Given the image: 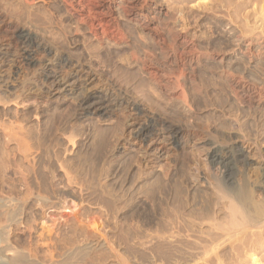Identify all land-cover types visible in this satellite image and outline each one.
<instances>
[{
  "label": "bare ground",
  "instance_id": "6f19581e",
  "mask_svg": "<svg viewBox=\"0 0 264 264\" xmlns=\"http://www.w3.org/2000/svg\"><path fill=\"white\" fill-rule=\"evenodd\" d=\"M3 2H7V3H3ZM35 2H36V0H0V35L2 38H3L2 35L7 34V36H8V38H7L8 42H7V44L5 43L8 46V48L5 45V47H6L5 51L3 50L2 44H0V55L2 56V57H0V104H2V108H3V105L7 106L10 103L15 104L16 102H18V99H21L22 104L24 102L28 104L29 101L31 102V100H33L32 102L40 103V105H41V103H43L44 101H47V100L52 99V98H54V100H57V102L58 101L61 102V100L66 101L64 99H66L67 97L68 98L70 97L71 100H73V102L70 100L73 103V108L71 109L72 112L70 110V112L67 115L68 117L69 116L70 117L68 119H66L67 118V116H66V118H65L66 120L63 121V123L60 122V124H61L60 127L58 129L55 128V132H56V130L59 131L60 135L62 136V139L65 138V140H67L66 142H64L65 145L67 142H69V143L71 142L70 144H72V142H74L75 138H77V136H78L77 130L78 129L80 130L81 126L83 125L82 123L84 120L96 118V120L98 119V122H99L98 124H100V121H106L107 124H109L111 126V129H112V131H110L112 133V135H111V133H110V135H107L108 132H105L104 127L101 126L103 128V130H101V131H104V133L106 135H103L102 133H100L103 136H101L99 134L100 137L99 138L96 137V140H94V147H93V149L92 148L90 149V150H93L92 152H94V153L91 154L92 156L89 155L90 153L87 155V156L91 157V158L89 157L88 159H90L89 163L92 164V172L96 174V176L93 177V178H96V180H97V181L96 180L94 181V182H96V184L94 185L92 183V185H94V187H92V186H90V184L88 186L87 185L88 183H86V187L88 186V188H83V186H82L79 189L80 191L78 194L80 201H82V204L87 203L88 205L92 206L91 210H93V208H97L98 210L103 211V213L100 214V212H99V214L97 216V212H96V217L100 216V218L97 219V218L92 217V219L93 218L94 219L87 226L86 219L89 217L87 215L88 213L87 214L85 213L86 209L84 210V213H82L78 210H77L78 212H75L76 216H77V221H76V218H75V221L77 222V224L75 223V224H73V226H70L71 227L70 229H72V231H71L72 235L71 234L70 235H71L72 243L76 244V245H75V247L73 246L74 248L72 250L70 248L71 247V241H69L70 242L69 248L71 249V251H68V253H67L66 249L68 247L65 248V251L67 254L63 253L62 255L64 257L61 259L62 256L60 253L59 257L61 260H58V262H56V264H107V262H109L113 258L116 259V261H117V263H115V264H118V263L119 264H132V262H135L136 264H248V263H250V264H264V257L260 258V256H258V249L260 250V248L264 247V130H263V128H261L262 132H260V128L258 129L259 126L256 123L257 120L255 121L253 119L255 117L252 118V114L259 109H261L262 113L260 111H258V115H259V112L262 114V117L264 115L263 114L264 111L262 110V107H264V86L262 85L263 81H262V84H257V82H255V81H257L256 79H259V77L256 78L254 76L255 81H253L254 78L252 76H250V74H249L251 72H249L247 67H245L246 64L249 63L250 68H252V69L254 68L255 71L257 70V72L260 73L261 80L264 79V6L262 8L263 2L261 1V3H260V6H261V11H260V8L258 6L257 7L254 6L255 0H166L165 4L167 7H165V5L161 4V2H163L162 0H160V1L159 0H60V3H62V5H63V7H61V8H63L64 13H67V15L69 16V18L71 19V23L74 24V28H73L74 40L72 43L75 46H78L79 43H81L78 39H76V37L78 36V33L79 32L81 33V31H82L83 34L85 33L86 35L87 34H89V36L91 35L101 45L103 43H106L107 45H109L108 47L112 46V48H119V49H121L122 47L123 48L125 47L126 49L128 48L129 51H128V55H126L127 58H125L126 59L125 64L127 62V63H129V65L134 64L136 66H139V69H141L142 72H144V75L147 76L146 78L152 84V87L150 86L149 88H148L149 85L148 86L146 85L147 86V87L145 86L146 89L150 90L151 88L154 87V90H156L158 93L159 99L161 96L163 98V101L165 100V102H164L165 106L167 105L166 101H167V103H171L168 101H173V106H174V102L177 103L180 107V110H181L180 114L187 112L189 115V112L191 110L193 111L194 105H193L192 98L194 96L193 95H192V97L190 96L191 97V99H190L189 95L191 94V92L189 93L187 90L190 91L191 86L195 88V86H194L195 84L199 85V84H197L199 81H196L197 83L195 82V76H194L195 71L190 72V70L188 69L187 66L196 64V62H199L202 57H206L209 60H215L216 59V64L214 63V65H216V70L212 69L211 72L213 74H216V78H218L220 80V81H218L216 79L217 80L216 83L220 82V85L221 86L223 85V87L227 90L226 92L229 94L231 103H230V105L228 103V106H227L228 108L224 107L225 104L223 105L224 108L223 107L219 108L218 107V106H220L219 104L218 105L214 104V105H216L217 109H216V107H215V109L218 110L217 112H219V114L216 113V121L212 118L211 119L214 120L216 123L214 121L212 122L211 120H208L209 116H210V115H208V119H206V116H204L206 121H203L201 123L193 122L190 124H187L188 122H185L186 124L182 123V122H184V120L181 122L183 117L182 118L180 117L181 120L179 119L180 121H178V122L172 121V119L170 118V116L172 114L168 115L170 118L169 119V118H167L166 115H163L161 113L162 111L159 112V110H158V112H157L156 109L155 110H154V108L152 109V107H150V106H152V104L157 105V103L155 102L156 103L155 104L152 102V104L150 105V103L146 102L147 104H144L145 103V102L143 103L144 99L140 101L137 99V97H134L131 94V92H133V90L131 92H128L129 89H128V91L121 90L123 88L119 89L123 83L121 85H118L119 88H117L116 84L117 83L119 84L120 81L122 80L121 78H123V76H121L122 72L120 74V72L118 70H114L117 60L118 61L121 60V58L115 59L116 58L115 53L117 51L116 52L113 51V52H115L114 54L106 55V58L104 57L105 58V60H103L104 67H102L101 70H99L96 67V63L95 64H94V62L92 63V59H91L92 54L90 53L91 54L90 55L88 53L87 49L85 50V52H86L85 57H83V56L78 57L77 53H75L76 50L73 52L76 55H71V54L67 55V52H66V54H64L61 50L56 48V46H54L51 43L52 41H48V39H45V37L44 38L40 37L36 32L37 30L35 31L34 29L40 28V26L37 23H38V18H40L41 16H38L36 11H38V13H41L42 11L40 12V10H38V9L37 10L35 9L36 11L34 10L33 6H34ZM8 3L15 5V7H16V9H14L15 17H18L19 20L17 18H14L16 20L10 19L11 17L10 16L8 17V15L6 13L7 9L6 10L4 9L5 10V12H4L3 5L6 4V6H7ZM12 5H10V6H12ZM58 5H59V3H58ZM251 5L254 6L252 11L249 10ZM7 7H9V5ZM9 9H10V7H9ZM11 9H13V8L11 7ZM45 11L47 12L46 9H45ZM43 12H44V10H43ZM40 15H43V14L41 13ZM64 16H66V15L64 14ZM44 18H45V16L43 18H40V19L44 20ZM60 20H58V21H60ZM23 21H27V24H26V22H23ZM123 21H126L128 24L134 25L136 27L138 33H140V36L144 35L143 38L145 37V38H147V40H150L152 42L153 49L150 48L151 45H150V43L148 45L147 42H145V43H147L145 46V49H141V48L136 49V48H138L137 46H140V45H137V43H136L137 46H135L136 48L133 47V45H135V44L131 45L130 38L132 41V38H134L133 37L134 35L132 34V36L130 37V35H129L130 32L127 31L128 28L124 26V24L122 23ZM39 22H41V25L43 24L41 20ZM54 22H56V21H54ZM47 23L50 24V22H47ZM47 23H44V24L47 25ZM56 24H57V22H56ZM61 24H63V22ZM204 24H206V25L208 24L209 29H210V31L212 30L211 33L214 36L212 34L210 35L209 31L207 30V33H209V34L205 35V41H204L201 39L202 37L200 36L201 34H199L200 32L198 33L199 34L198 36L200 37V39L197 36H194L195 33L193 35L190 34L191 28H194L195 26H203ZM69 25H71V24L69 23ZM227 25H229V26L231 25L229 31L224 30V28ZM61 27H63V26L61 25ZM71 27H73V26H71ZM128 27H130V25ZM64 28H65V26H64ZM46 30H48V28L45 29L44 31L46 32ZM205 30H206V26H205ZM42 31H43V29H42ZM62 31H63V28H62ZM57 32H59L58 29H57ZM66 32L67 31H65V33ZM69 32H70V30H69ZM132 32L136 33V31H134V29H132ZM193 32H196V31L193 30ZM41 33H42V35H44L43 34L44 32H41ZM80 33H79V35H81ZM70 34L73 35V32ZM202 34H203V32H202ZM64 35L65 34H62L61 36L64 37ZM135 35H137V34H135ZM138 36H139V34H138ZM88 37L83 38V43H84L83 45H85V43H87L89 41L90 38L88 39ZM2 38H0V39H2ZM65 38L62 39L61 42L64 41ZM2 40H4V38ZM136 40H137V38H136ZM147 40L144 39L143 41H147ZM58 42H59V40H58ZM61 42H60V44H61ZM133 42H134V39H133ZM135 42H137V41H135ZM205 43L209 47L216 45V48H215L216 50H213L214 49L213 47H212V50H211V48H205V46H206V45L204 46ZM62 44H63V42H62ZM139 44H141V41ZM143 44L141 45L142 47L144 46ZM87 45L88 44H86V46ZM107 45H105V46H107ZM147 45L149 46V48L146 49ZM60 46H62V45H60ZM71 46H73V45L71 44ZM96 46H97V48H95V49H98L100 51L101 48L100 49L98 48L99 45H96ZM80 48H81V46H80ZM104 48H106V47H104ZM110 48H108V49L110 50ZM83 49H84V46H83ZM203 49H205V50H203ZM90 50L92 51V49H90ZM102 50L105 52V49H102ZM63 51H64V48H63ZM94 51L98 52L97 50H94V48H93V53H94ZM71 53H72V51H71ZM82 53H80V54H82ZM94 55H95V53H94ZM104 55L105 54H103L102 56H104ZM120 55H121L122 61H123V56L125 57V53L123 56H122V53L121 54L119 53V55H117V56L120 57ZM160 55L164 56L163 59H160L161 58ZM96 56H97V54H96ZM99 58H101V57L99 56ZM99 58H98V60H100ZM205 61L207 62V60H205ZM101 63H102V61H101ZM119 63H120V61H119ZM203 64L204 63H202V65L201 64L200 65L204 69ZM97 65L100 66V63L97 62ZM101 65H103V64H101ZM134 65H133V67L135 68ZM205 65H207V64H205ZM211 65H213V64H211ZM214 65L211 68H213ZM247 66H248V64H247ZM119 67H118V69H119ZM121 67H122V65H121ZM209 67L207 68V70L211 69ZM126 68H128V67H125V69L123 68V70H125V72L127 71ZM193 70H194V68H193ZM132 71H131L133 74L132 78L128 79V82H130L129 80H133L134 76L136 74H138L137 72H135L136 73L135 74L133 69H132ZM136 71H137V69H136ZM110 72H112V73L110 74ZM131 72H129V70H128V73H126V74H131ZM193 72H194V74H193ZM108 73L110 74L111 79H110L109 75H108L109 78L106 76ZM200 73L198 71V73L196 75H198ZM141 74L139 73V75H141ZM207 75H209V74H207V72H206V77H207ZM125 77H127V76L125 75ZM200 77H201V75H200ZM251 77H252V80H251ZM143 78L145 80L144 76H143ZM207 79H208V77H207ZM126 80H127V78L124 79V81H126ZM140 80H142V79H140ZM201 80L203 81V83L205 82L203 78H201ZM201 80H200V84H201ZM142 81L141 82L139 81V83H142ZM211 81H213V80H210V81L208 80L209 83H211ZM128 82L125 85H128ZM149 82L143 83L142 85L148 84ZM221 82L223 84H221ZM214 83H215V78H214ZM185 84H187V86L190 84L191 85V86L189 85L190 89L186 88ZM137 86L138 85L136 84L135 87L137 88ZM204 86L206 87V85H204ZM207 86H209V84H207ZM205 87H203V88L205 89ZM211 87H210V89H211ZM216 87L217 86L215 85V88ZM219 87H217V89ZM32 88H34L33 90H35V89L37 90L36 96H33V97L32 96L26 97L24 95L22 96V94H25L26 91H30ZM203 88L201 87V91H200L201 93L203 91L202 90ZM221 88L222 87H220V90H221ZM124 89H126L125 86H124ZM131 89H132V87H131ZM144 89H142V90L145 93L146 90H144ZM225 89H223V94H226V92L224 93ZM18 90L22 91L23 93L22 92L18 93ZM198 90L199 89H197V92H199ZM206 90L204 92H206ZM137 91L140 92L141 90H137ZM137 91L135 90V92H137ZM139 92L137 94H139ZM194 92H192V93H194ZM208 92L209 91H207V93ZM211 92L213 93V89ZM211 92H209L210 95H211ZM214 93H215V91H214ZM216 93H219V92H216ZM216 93H215V95H216L215 99L217 100L218 96ZM33 94H35L34 91H33ZM140 94H141V92H140ZM142 94H143V92H142ZM145 94L150 95L149 93H145ZM145 94H144V98H145ZM26 95H28V92H26ZM37 96L40 97L42 100L40 101L37 98ZM198 96H200V95H198ZM203 96H204V94H203ZM206 96H207V94H206ZM141 97L143 98V95ZM146 97H147V95H146ZM229 97H228V101H229ZM138 98L140 99L139 96H138ZM195 98H194V100H195ZM207 98L205 97V103H206ZM219 98L221 99L220 94H219ZM226 98H223L224 99V102L222 101L223 103H225ZM149 99H150V101L153 100V98H149ZM159 99H158V102H159ZM202 100L204 102V98ZM50 101H52V100H50ZM150 101H148V102H150ZM60 102H58V103H60ZM71 102L69 104V107L71 105ZM211 102H212V104L214 103L213 99ZM164 103L162 102L163 105H164ZM205 103H204V105H205ZM47 104H48V102H47ZM196 104L197 105L199 104V100H198V103L196 101ZM201 104H202L201 107H203L202 102H201ZM170 105L171 104H169V106ZM16 106H18V104ZM160 106L161 105H157V108ZM24 107H25V105H24ZM154 107H156V106H154ZM198 107H199V105H198ZM206 107H208V106H206ZM35 108H36V106H35ZM171 108H170V111H172ZM159 109L162 110L161 107ZM247 109H251V111H254V112L251 113V111L249 110L250 111V112H248L249 115H247V113H246ZM164 110H165V107H164ZM198 110H197V112H198ZM200 110H202V109H200ZM207 110H208V108H207ZM210 110H211V108L209 109V111ZM6 111H8V110H6ZM173 111H174V109H173ZM4 112H5V108H4ZM4 112H3V115H6L7 112L5 114H4ZM27 112L29 113V111H27ZM116 112H119L120 117L117 116L119 118L117 119V121L115 122V124L113 126V123L111 125L110 121L112 118H114V115H116L115 114ZM23 113H24V111H23ZM34 113H36V112H34ZM70 113H71V115H70ZM177 113H175L174 115H176ZM8 114H9V112H8ZM12 114H13V111H12L11 115ZM165 114H166V112H165ZM197 114H199V113H197ZM208 114H210V112H208ZM212 114H213V112H212ZM24 115H25V113H24ZM9 116H10V114H9ZM17 116H18V113H17ZM32 116H34V115H32ZM248 116H250V117H248ZM199 117H201L200 114H199ZM204 117H201V118H204ZM243 117H246L247 121L244 120ZM262 117H261V119H262ZM2 118H4V116H2ZM32 118L33 117H31V119ZM185 118L187 120V116ZM188 118L190 119V117H188ZM256 118H259V116ZM24 119L26 121L25 116H24ZM35 119H36V117H35ZM174 119H175V117H174ZM261 119H260V122H262ZM19 120H20V117H19ZM198 121H200V120L198 119ZM12 122L11 121H10V123L7 122L6 126L9 125V128L6 126L5 127L10 130L12 127L10 124ZM88 122H90V121L88 120ZM94 122H96V121H94ZM112 122H114V120ZM190 122H192V121L190 120ZM1 123L2 124L0 126L3 127L4 123L3 122H1ZM15 123L13 122L12 125H14ZM18 123L22 124L21 122H18ZM18 123H16V124L18 125ZM213 123H215V125ZM20 124H19V126H21ZM92 124L93 123H91V125ZM93 125L95 126V123ZM19 126H18V128H19ZM86 126L88 127L87 124H86ZM94 126H93V128L95 129ZM262 126L264 127V125H262ZM14 127H16V126L14 125ZM96 127L98 128V125H96ZM99 127H100V125H99ZM28 128H30V126H28ZM93 128H91V129L94 130ZM97 128H96V130H98ZM15 130H14L13 134H11L12 132L9 131V134L3 135L5 140H3L4 138L1 135L2 140H3L1 142V145H0L1 147L3 146V142L8 143L9 140L11 139L10 137H13V135L17 134V133H15ZM26 130L28 131L29 129H26ZM108 130H109V128H108ZM29 131H31V130H29ZM3 132L7 133L8 130L3 131ZM24 132L25 131H23V133ZM26 132L24 133L25 139H27V136H29L28 135L29 133L27 132L28 133L27 134ZM83 132H85V131H83ZM94 132L92 131V133H94ZM99 132H100V130H99ZM19 133H21V132L19 131ZM30 133H32V132H30ZM25 134H27V136H25ZM53 134H55V133H53ZM89 134H90V132H89ZM96 134H98V133L95 132V136H96ZM8 135H10V137ZM31 135L32 134H30V137H31ZM33 135H35L34 131H33ZM37 136L38 135H36L35 138H37ZM83 136L85 137L86 135H83ZM8 137L10 138L9 140H8ZM16 137H17V139H15ZM16 137L13 139H15L18 143V140L21 137H19V138H18V136H16ZM24 137L21 138L23 140V143H24ZM58 137H59V134H58ZM13 139L9 143H13L15 141V140L13 141ZM37 139L40 140V142H42L41 139L39 138V136ZM50 139H51V135H50ZM28 140L29 139H27V142H28ZM57 140H58V138H57ZM86 140H88V139H86ZM91 140H93V139L91 138ZM0 141H1V137H0ZM16 141L14 142L15 144H16ZM20 141L21 140H19V142ZM30 141H29V143H30ZM35 142H36V140H35ZM35 142H33V143L35 144ZM40 142H39V144H40ZM47 142H49V140ZM164 142H168L169 145H171L175 149H181L182 147H185V146L186 147L187 146L192 147L194 157L196 158L195 163H194L195 159L194 160L192 159V161H193L192 162L190 160L191 157H190V159H189V157L185 158V159H189L191 161V163H193L192 168H190L192 170V172H191V176H189V178L191 177L192 181L196 182V184L201 183L204 187L210 188V191H213L214 196H212L211 193H206V190H203V189H202V192L205 191V194H204V192L203 193L199 192L201 190L198 191V189H200V188H198L199 187L198 186L196 189V191H197L196 194L190 193V194H193L192 198L194 200H198V203H199V201L202 202V204L198 205V207H195V208H192L189 210H187L185 208L184 202L187 205H190L189 199L191 197V196L189 197L188 195L185 196L186 192H185L184 196L181 197L182 201H184L183 202L184 207H182V208L180 207L181 205L177 208L176 204H173V206L176 205L175 206L176 208L175 207L172 208L170 203H168L167 201H166L167 204H169L171 207L167 206L166 202H165L166 206L164 205V207H160L159 205L155 204V207L153 209V215H152L153 218L151 220L152 224L155 226L154 233L152 235L151 240L149 239L150 241H149V243H147L148 245L145 246V248L140 249L137 247L138 245L136 246L135 242H134V244H131L130 243L131 240L130 241L127 240V238H129V237L126 238L123 235V233H121V231H120L121 227H119L120 224H119V226H117L118 223L116 220H118V218H119V212L121 210L123 211V208L121 209V206L124 204V202H123V204H120L119 199H118V203L113 201L114 199L111 200L109 198L110 196L108 195L109 190L106 193V191H105L106 186L104 188L105 184L102 183V181L104 178H106L108 176V173H109L108 167H110L109 165L111 164V162L113 160H116L119 157L123 158L120 155V153L122 151L124 152V151L130 149V147H132L134 144H136V146L138 145V148H140V151L142 152V157H144V159L143 158H141V159L143 161L144 160L146 161L148 158H154V160H160L163 156H166V157L168 156V155H166L168 149L165 147H161L162 145L160 146V143H164ZM58 143L60 145L61 142L58 141ZM75 143H76V141H75ZM84 143H82V144H84ZM36 144H38V142H36ZM36 144H35V146H36ZM45 144H46V141H45ZM64 144H62V148L64 147ZM17 145L19 146L20 144H17ZM27 145H29V148H31V149H33V147H34V145L33 146L31 145L32 147H30V144H27ZM43 145H44V143L42 144V146ZM55 145L56 144H54L53 147L56 150V148H57L56 146H58V145H56V146ZM16 146H14V148H17ZM73 146H72V148H73ZM5 147H3V150ZM45 147H47V146H45ZM51 147H52V145H51ZM53 147H52V149H53ZM66 147H67V145H66ZM81 147L82 146H80V148ZM34 148H37V147H34ZM67 148H69V147H67ZM88 148L89 147H87V149ZM138 148L134 149V150H136L135 157L137 155ZM27 149L28 148L26 147V150ZM40 149H42V148L40 147ZM43 149H45V148H43ZM5 150H7V149L5 148ZM64 150H65V148H64ZM8 151H6V154ZM33 151H36V150L33 149ZM33 151H31V154H28L25 156L26 159H28V160H26L24 156H23V158H24V161L25 160H26V162L29 161V162H27V164L30 163L32 165V167L35 169V172L37 171L38 173L36 172V176L31 175L27 178L28 175L25 172L26 175H22L23 173H21V176H24V181H26V185L29 188L38 189V190H39V188L40 189L42 188L43 193H44V191L47 193V199H49V201H50L51 200L50 198H52L53 196H56L55 198H57V195L55 193L57 188L56 189H54V188H55V185H56V187H59V186H57V184H54L53 181L56 178L57 170L62 169V168L64 169L63 163L65 161L62 160L63 162H61V161H58L59 159L57 160L55 155L58 154L59 151L56 154L54 153L55 155L52 153V155L54 157L51 155V153L48 151V149L45 150L44 153H40V151H42V150H39V153H37V154L32 153ZM78 151H80V156H83L84 159L87 158V157L85 158V156L83 155L85 152H83V154L81 155V153H82L81 150H78ZM85 151H86V149H85ZM130 151H131V149H130ZM1 152H3V151H1ZM18 152H20L19 157L22 156L21 153H23V151L21 152L19 150ZM28 152L29 151L27 150V152H25V153H28ZM69 152H71V151L69 150ZM75 152H74V154H75ZM76 153H78V152H76ZM185 153H186V155L189 154V153L187 154V152H185ZM6 154L4 155V153H3L4 156H6ZM13 154H14V152H13ZM60 154H61V152H60ZM60 154H59V156H60ZM170 154H172V152ZM176 154H177V151H176ZM181 154H179V155H181ZM62 155L63 154H61V156ZM78 155H79V153H78ZM133 155L134 154H132V156ZM186 155H184V156L186 157ZM1 156H2V153H1ZM9 156H12V154ZM132 156H131V160L129 159L131 162H133ZM181 156H183V155H181ZM3 157H1V158H3ZM69 157H71V156L69 155ZM170 157L173 158L172 156H170ZM5 158L6 157H4V159ZM13 158L14 157L12 156V162H13ZM23 158H22V160H23ZM76 158H75V161H76ZM182 158L183 157H181V159ZM192 158H193V156H192ZM8 159L9 158L7 156V160ZM125 159H123V160H125ZM10 160H11V158H10ZM80 160H81V157H80ZM118 160H120V159H118ZM169 160H170V158H169ZM183 160H184V158H183ZM0 161L2 163V160H0ZM19 161H21V160H19ZM81 161H83V160H81ZM137 161H139V160H137ZM147 161L148 162L146 164L143 163L144 166L141 167L142 170H140L138 168L140 171V174H142V173L144 174V171H146L148 169V167L150 169V167H151L149 164L150 159ZM179 161L180 160L178 159V162ZM16 162L18 163V161H16ZM139 162L141 165V163H142L141 160ZM1 163H0V166H3L2 164H4V166H5L6 161H4L2 164ZM61 163H62V165H61ZM83 163L84 162H82V164ZM115 163H117V162L114 161V164ZM125 163L126 162L124 161V164ZM135 163H136V161H135ZM188 163H190V162L188 161L186 163V165H188ZM7 164H8V162H7ZM27 164H26V166L29 165V164L28 165ZM41 164H44V165L41 166ZM71 164H73V163H71ZM76 164H78V161ZM129 164H130V162H129ZM132 164H130V165H132ZM176 164H178V163H176ZM182 164H183V162H182ZM69 165H70V163L68 164V167H69ZM80 165H81V163H80ZM80 165L78 166V169H80ZM136 165H137V163H136ZM163 165H161V168L164 167L165 169L169 170L170 167L172 165H174V163L171 164L170 161H165V165L164 166ZM4 166H3V168H4ZM11 166L13 167L14 164H12ZM11 166L9 165V167H7V168L11 170ZM65 166H66V163H65ZM82 166L83 165H81V167ZM85 166H86V163H84L83 167L85 168ZM127 166H128V164H127ZM133 166H135V165H133ZM183 166L182 167L180 166V167L182 170L184 169V171L186 172V170H185V168H183ZM18 167L19 166H17V171H15V172L19 171L18 173L20 174L21 170H19L20 167L19 168ZM24 167H25V165H24ZM41 167H44V169L45 168L47 169L46 170L47 174H46V172L44 173V174H46V176L41 175V173L43 174V171H44ZM111 167H112V165H111ZM185 167L187 169V166H185ZM14 168L16 169V166ZM27 168H26V170H27ZM40 168L42 169L41 173L39 172ZM74 168H75V166H74ZM112 168H111V170L113 171ZM130 168H131V166H130ZM202 168H205L207 173H204V170L202 171ZM1 169H0V172L2 171V173H3V170H4V173H5L6 169H3V170H1ZM78 169L75 168L76 175H77ZM159 169H160V167H159ZM171 169H172V167H171ZM181 169L179 168L178 170L180 171ZM32 170L33 169H31V171ZM65 170H66V168H65ZM88 170H87V173H89ZM125 170H126V168H125ZM154 170H155V168H154ZM173 170L175 171L176 169H173ZM187 170L190 173L189 168ZM31 171H30L29 175L32 173ZM130 171H132V170H130ZM179 171H178V173L180 174ZM184 171L181 173H184ZM61 172H62V170H60V173ZM83 172H82V175H83ZM136 172H135V175H136ZM161 172L163 173V171H161ZM2 173H1V176H2ZM10 173H11V171H10ZM63 173L67 177V175H68L67 170H66V172L64 171ZM166 173H168V172H166ZM5 174L3 175V178H4V176H6L5 178H8V175H5ZM17 174H16V177H17ZM19 174H18V176H20ZM32 174H34V170H33ZM79 174H81V172ZM89 174L91 175V171ZM111 174L112 173H110L109 175H111ZM113 174H115V173H113ZM117 174L119 175V173H117ZM145 174H146V172H145ZM76 175H74V177H76ZM133 175H134V173H133ZM161 175L163 177V175H165V173L161 174ZM183 175L185 177V173ZM10 176H12V174H10L9 177ZM62 176H63V174H62ZM84 176H85V174H84ZM120 176L121 175H119V177ZM125 176H127V175H125V173H124V177ZM186 176L188 177L187 174H186ZM119 177H117V178H119ZM21 178L19 180L17 179L19 181L18 182L19 185L22 183V182H20V180L23 181V179H21ZM89 178H91V180H92V176ZM109 178H111V177H109ZM154 178H155V176H154ZM157 178H159V176ZM180 178H179V180H180ZM189 178H188V180H189ZM10 180H9V182H10ZM61 180H62V178H61ZM67 180L71 181L69 176H68ZM138 180H139V177H138ZM169 180H171V179L169 178ZM188 180H187V182H188ZM2 181H4V180H2ZM13 181H14V179L12 180V182ZM57 181H59V179ZM115 181L120 182L119 180H116V177H115ZM136 181H137V179H136ZM15 182H16V180H15ZM79 182H81V180L80 181L78 180L77 183L80 184ZM181 182H183V180ZM191 182H189V184ZM6 183L7 182L5 181V185H6ZM67 183L70 185L69 181ZM71 183H72V181H71ZM123 183L124 182H122V184ZM12 184H14V183H12ZM58 184H60V183L58 182ZM72 184H74V183H72ZM75 184H76V181H75ZM53 185H54V187H53ZM106 185L109 186L108 184H106ZM14 186H18V185H14ZM23 186L21 188H23ZM118 186H119V184H118ZM194 186H196V185H194ZM10 187L13 188L12 185H10ZM10 187L8 188L9 190L7 189V191L11 190ZM61 187H63V186H61ZM139 187H141V186H139ZM4 188L5 187H3V190H4ZM64 188L66 189L67 187H63L61 189L59 188V190H62V189L64 190ZM118 188L115 190H119ZM195 188H194V191H195ZM31 189H30V191H31ZM72 189H73V187H72ZM77 189H78V187H77ZM112 189H114V188H112ZM123 189H124V186H123ZM129 189H130V186H129ZM129 189H128V192H129ZM180 189H181V187H180ZM182 189H183V184H182ZM130 190H132V189H130ZM186 190H187V188H186ZM24 191L26 192L25 188H24ZM67 191H68V189H67ZM73 191H75V190H73ZM138 191H140V189ZM177 191L178 190L176 189L175 193H177ZM32 192H33V190H32ZM36 192H37V190H36ZM77 192L78 191H76L75 193H77ZM126 192H127V189H126ZM154 192H156V191H154ZM182 192H183V190H182ZM182 192L180 191L179 194L181 195ZM1 193L2 192L0 191V194ZM6 193H8V192L5 191L4 198L6 196ZM18 193H19V191H18ZM29 193H28V196H29ZM40 193H42V192H40ZM132 193H134V192H132ZM64 194L66 195V193H64ZM69 194H68L69 197L73 195V193H72V195H71V193H69ZM106 194L109 197L106 196ZM152 194H151V197H152ZM9 195L11 197V193ZM25 195H26L25 193H24L23 197L21 195L22 201H23ZM40 195L38 194L36 196L38 197ZM65 195H64V197H65ZM113 195H115V194H113ZM154 195H155V193H154ZM18 196H20V194L17 195V199H20V198H18ZM74 196H75V194H74ZM124 196L126 197V194L125 195L123 194L122 199H124ZM14 197H15V192H14ZM138 197H141V196H138ZM0 198H1V196H0ZM40 198L44 199L43 197H39V201H42ZM113 198H115V197L113 196ZM129 198H131V195ZM134 198H135V196H134ZM152 198H154V197H152ZM181 198H179V199H181ZM192 198H191V201H192ZM26 199H28V198L26 197ZM47 199L45 201H47ZM58 199H59V197H58ZM77 199H78V197H77ZM115 199L117 200V198H115ZM157 199H158V197H157ZM0 200L2 201V199H0ZM53 200H54V198H53ZM62 200H64V198H62ZM139 200H140V198H139ZM141 200H143V199H141ZM172 200H173V197H172ZM172 200H171V202L174 203V201H172ZM1 201H0V207H1V203H2ZM10 201H11V199H10ZM29 201H30V199H29ZM34 201H32V202L35 203L36 201L35 202ZM80 201H79V203H80ZM17 202H16V204H18ZM32 202H31V205H32ZM58 202H60V200ZM128 202H129V200H128ZM133 202L135 203V201H131L130 203H133ZM73 203L75 204V202H73ZM155 203H156V201H155ZM176 203H177V201H176ZM3 204H5V203H3ZM10 204H11V202H10ZM12 204H13V201H12ZM42 204H43V202H42ZM45 204L46 203H44V205H43L44 208H45ZM70 204H71V202H70ZM126 204H124V205H126ZM179 204H182V203H179ZM183 204H182V206H183ZM5 205H8V204L6 203ZM21 205H23V204H21ZM33 205L36 206L37 204H33ZM47 205H49V204H47ZM57 205H58V203H57ZM69 205L68 206L67 205L65 206L64 204L61 205V208L63 209V213H64V210L68 211V208L71 207ZM79 205L81 206V203ZM124 205H123V207H124ZM51 206H54L55 207L54 209H56V206L54 203ZM9 207H11V206L9 205ZM57 207H60V206H57ZM76 207L77 206H75V208ZM125 207H124V209H125ZM20 208H22V207L20 206ZM12 209H14V208H12ZM16 209H17V206H16L15 210ZM38 209H39V207H38ZM40 209H41V207H40ZM40 209H39V211H40ZM48 209L49 208H47V210ZM83 209H84V207H83ZM88 209H89V207H88ZM133 209H134V207H133ZM19 210H21V209L18 208V212H19ZM29 210H31V209L29 208ZM51 211H53V210L51 209ZM128 211H129V209H128ZM3 212L0 213L1 216H2ZM6 212L4 214H6ZM9 212H10L11 218H12V213H11L12 210L11 211L9 210ZM70 212H72V208H70ZM93 212H91L90 214H92ZM31 213L32 212H30V214ZM40 213H41V211H40ZM49 213H50V211H49ZM75 213L73 214L74 216L71 215L72 221H71V219H69L70 222H72V223H73V217H76ZM137 213H138V211H137ZM144 213H143V215H144ZM149 213H150V211H149ZM14 214H15V211H14ZM16 214H18V213L16 212ZM16 214L13 215L14 217L12 219L9 217V221H12V222L14 221L15 224L16 223L19 224L22 220V218H21L22 216L19 214L18 215H16ZM32 214L34 215V213H32ZM35 214H37V213L35 212ZM53 214H54V212H53ZM65 214L67 215L66 212H65ZM65 214H64V216H65ZM150 214H148V217L150 216ZM37 215H39V214H37ZM140 215H142V213ZM8 216H6V220H8L7 219ZM32 216H31V219H32ZM47 216L48 215L46 213V217ZM89 216H91V215H89ZM127 216H124L123 218H125ZM28 217H29V215H28ZM42 217H44V216L42 215ZM52 217H54V216L52 215ZM107 217H109L110 219L112 218L114 220V223H113L114 225L111 223L113 226L111 225V227H109L106 225V223L104 224V221H106V220H107L106 222L108 224V218ZM37 218H38V216L36 217V219ZM60 218H62V217H60ZM102 218H105V219L107 218V219L102 220ZM3 219H4V217H3ZM46 219H44V220H43V218L40 219L41 223L43 224L42 225L40 223V227L42 225L43 226L42 229L47 230L45 233L42 234L43 230L41 231L38 228L41 231L40 237L43 236L44 234H48V236H49V234H51L53 232L54 225L52 223H50V225L51 224L53 225L51 227L48 224H46L47 223L45 221ZM52 219L55 220L56 218L54 217ZM90 219H91V217H90ZM120 219L121 218H119V220ZM148 219L150 221V217ZM6 220H3L4 223L6 222ZM59 220H61V219H59ZM27 221H29V223H30V219L26 220V222ZM32 221L34 222L33 219H32ZM50 221H53V220H50ZM57 221L58 220H56V222ZM1 222H2V220H1ZM12 222H10V223H12ZM26 222H25V224H26ZM67 222L69 224V221H67ZM84 222H86L85 228L81 226V224H83ZM88 223H89V221H88ZM133 223H134V221H133ZM5 224H7V223H5ZM126 224H128V226L130 225L129 223H125L124 226H126ZM137 224L135 223V225H137ZM1 225L3 226L2 223H1ZM63 225L65 226V223ZM63 225H62V227H63ZM109 225H110V223H109ZM122 225H123V223H122ZM139 225H138V227H139ZM9 226L11 227V225L7 224V226L5 225V226L0 228V261H1V263L3 264V262H4L3 258L7 259L6 261H8V263L5 262L6 264H29L28 262L31 259H32V262H30V263H33V258L29 259V257L27 258L26 255H23L24 253H19L20 252L19 248L21 246L20 247L18 246L19 248H17L15 245L16 243L19 245V243H18L19 239L18 238L14 237L15 239H17L16 243L14 242L15 244L13 242L12 243L10 242L12 240H9V237H8V233L10 231ZM20 226H21V224H20ZM30 226L31 225H29V227ZM34 226H36V225L34 224ZM31 227H33V225ZM57 227H59V226H57ZM86 227H89L90 230H88ZM23 228H25V227H22V230H23ZM26 228L28 229V227H26ZM67 228H69V227L67 226ZM67 228H65V229H67ZM142 228H144V226ZM14 229H16V227H14ZM33 229L34 228H32L31 230H33ZM131 229H132V227H131ZM31 230H30V228L27 230V231H29L28 232L29 236H31V234H30ZM56 230H57V228H56ZM135 230H136V228H135ZM139 230H138L139 234H137V239L139 236V241H140V237H141L140 235H142V233L144 231L142 233H140L141 230L140 231ZM151 230H153V228H151ZM59 231H58V234H59ZM129 231H131V230L129 229ZM17 232H18V230H17ZM63 232H60V234L61 233L64 234ZM122 232H123V230H122ZM124 232H126V231H124ZM148 232L151 233L153 231H148ZM11 233H12V231H11ZM14 234H15V231H14ZM58 234H57V236H59ZM127 234H125V235L127 236ZM132 234H133V232L130 235H132ZM64 235H62V236H64ZM30 238L31 237H29V239ZM44 238L42 237V241ZM49 238L47 237L46 240L47 239L49 240ZM135 238H136V235H135ZM50 239H52L54 242L55 237L52 238V235H51ZM64 239H65V236H64ZM24 240H25V238H24ZM31 240H32V238H31ZM37 240H38V238H37ZM39 240H40V238H39ZM39 240H38V242H39ZM56 240H58V237ZM132 240L135 241V239H132ZM32 241H34V240H32ZM36 241L33 243L37 244ZM65 241H66V239H65ZM55 242H56V245L61 244L60 241L59 242L55 241ZM57 242H58V244H57ZM145 242H147V241H145ZM27 244L30 245V242L28 243V241H27ZM46 244H47V242L45 243V245ZM250 244H251V246H249ZM42 245H43V243H42ZM62 245L67 246L68 244L65 245L62 243L60 246L61 249H59L60 247H58L57 249L63 251L64 247ZM25 246H23V249ZM39 246L41 247V245H39ZM54 247H53V250H54ZM31 248L32 247L30 245V250H31ZM34 249H35V247H34ZM43 249H44V247H43ZM50 249H52V248H50ZM24 250H26V249H24ZM85 250H88V252L86 251L87 253H85L84 252ZM122 250H123V252H122ZM38 251H41V250H38ZM38 251L35 249L34 253L37 254V253H39ZM48 251H49V249L47 250V252ZM55 251H56V249H55ZM65 251H63V252H65ZM43 252L45 253V250H42V253ZM80 252H81V255H80ZM83 252L86 255L85 254L82 255ZM25 253L27 254V252H25ZM34 253H32V254H34ZM35 254H34V256L30 255V257L31 256L35 257L36 256ZM48 254L53 256L52 251H50V253L48 252ZM54 254L57 255L56 253H54ZM39 255L40 254H38L37 256H39ZM45 255H47V253ZM66 255H68V256H66ZM211 255L216 256V258L214 257L215 260H213V258L211 260L208 259V257ZM51 256H49V257H51ZM44 257H42V258H44ZM49 259H52V257ZM55 259H57V257ZM38 260L40 261L41 258ZM38 260L36 259V261H34V262H37ZM46 260H45V262L41 261V263L44 262L46 264ZM49 261H51V260H49ZM49 261H48V263H49ZM38 262H37V264H39ZM54 263H55V261H54ZM50 264H53V263H50Z\"/></svg>",
  "mask_w": 264,
  "mask_h": 264
},
{
  "label": "rangeland",
  "instance_id": "374dc122",
  "mask_svg": "<svg viewBox=\"0 0 264 264\" xmlns=\"http://www.w3.org/2000/svg\"><path fill=\"white\" fill-rule=\"evenodd\" d=\"M44 1V2H43ZM52 0H36V2L34 3V6H33V8H34V10L36 9H38V10H40V12L45 16V18H44V20H42V19H40V18H43L44 16L43 15H40L41 13H38V11H36V13L38 14V16H41L40 18H38V25L40 26V28H38V29H34L36 32H37V34L40 36V37H45V39H48V41H52L51 43L54 45V46H56V48H58L59 50H61L64 54H66V52H67V55H76L75 53H77V56L78 57H85L86 56V52H85V50L87 49L88 50V53L90 54H92V56H91V59H92V63L94 62V64L96 63V67L99 69V70H101V68L102 67H104V63H103V60H105V58H106V55H108V54H114L116 51L118 52H116L115 54V56H116V58L115 59H120L121 58V60H119L120 61V63H119V61L117 60V62H116V66H115V68H114V70H118L119 72H120V74H121V72H122V75L121 76H123V78L124 79H126L127 78V82H128V79H131L132 78V69L134 70V73L135 72H137L138 74H136L135 76H134V78H133V80H129L130 82H128V85H125L127 82L126 81H124V79L123 78H121L122 80L120 81V83L118 84H116V87L117 88H119V86L118 85H121L122 83V85H121V87L119 88V89H121V88H123V89H121V90H124V91H128V89H129V91L128 92H131L132 90H133V92H131V94L134 96V97H137V99L138 100H143V103L144 104H147V103H150V105L152 104V102L153 103H157V105H161L160 107H161V109L162 110H160L159 108L160 107H158L157 108V105H153L152 104V106H150V107H152V109L154 108V110L156 109L157 110V112H158V110H159V112L160 111H162L161 113L163 114V115H166L167 116V118H169V116L168 115H171L170 116V118L172 119V121H180L181 120V118L183 117V119L181 120V122L184 120V122H182V123H184V124H186L185 122H188L187 124H190V123H193V122H199V123H201V122H203V121H206L205 120V117L204 116H206V119H208V115H210L209 116V119L208 120H211L212 122L215 120L216 121V113H218L219 114V112H217L218 110H216L217 109V107H216V105H214V104H219L220 106H218L219 108L220 107H223V105L225 104V108H228L227 106H228V103H229V105H230V97H229V94L226 92L227 90L223 87V85L221 86L220 85V82H218V83H216V81L218 80V81H220L218 78H216V74H213L212 72H211V70L212 69H215L216 70V65H214V63L216 64V59L215 60H209V59H207L206 57H202L201 58V62L199 63V62H196V64H194V65H188L187 67H188V69L190 70V72H192V71H195V82L196 81H199L197 84H199V85H194L195 86V88L194 87H192L190 84V86H191V89H190V86L188 85L187 86V84H185V87L186 88H188V89H190V91L189 90H187L189 93L191 92V94L189 95V97L191 96L192 97V95L194 96L193 98H192V101H193V105H194V108H193V111L191 110L190 112H189V115H188V113L187 112H184V113H181L180 114V112H181V110H180V107H179V105L177 104V103H175L174 102V106H173V101H168V102H171V103H167V101H166V104L168 105H166L165 106V100L163 101V98L160 96V99H159V96H158V93H157V91L156 90H154V87L153 88H151L150 90L149 89H146V87L148 86V88L151 86L152 87V84L149 82V80L146 78L147 76L146 75H144V72H142V70L141 69H139V66H136V65H134V64H130L129 65V63H127L126 62V64H125V61H126V59L125 58H127V56L126 55H128V48L126 49L125 47L123 48H121V49H119V48H112V46H110V47H108L109 45H107L106 43H103L102 45L101 44H99L97 41H96V39H94L91 35L89 36V34H83V32L81 31V35H79V33H78V36L76 37V39H78L81 43H79V47L78 46H75L72 42H73V40H74V31H73V28H74V24L73 23H71V19L69 18V16L67 15V13H64V10H63V8H61V7H63V5H62V3H60V0L58 1V0H53L52 2H51ZM55 1V2H54ZM160 1V0H159ZM163 2H161V4L162 5H165V7H167L166 6V4H165V1L164 0H162ZM261 1L263 2L262 3V8H263V6H264V0H255V7H259L260 8V11H261V6H260V3H261ZM57 2V3H56ZM259 2V3H258ZM3 3H7V2H3ZM2 3V4H3ZM58 3H59V5H58ZM257 4V5H256ZM9 5V7H10V9H9V7H7ZM10 5H12V4H7V6H6V4L5 5H3V10L5 9H7L6 11V13H7V15H8V17L10 16L11 18L10 19H13V20H16V19H14V18H17L18 20H19V18L18 17H15V12H14V9H16V7H15V5H12V6H10ZM37 5V6H36ZM14 6V7H13ZM60 6V7H59ZM253 5H251L250 6V8H249V10L250 11H252V9H253V7H254ZM5 7V8H4ZM11 7L13 8V9H11ZM42 8V9H41ZM60 8V9H59ZM9 9V10H8ZM45 9L47 10V12L45 11ZM5 10H4V12H5ZM11 10V11H10ZM43 10H44V12H43ZM61 12H60V11ZM63 10V11H62ZM10 12V13H9ZM13 12V13H12ZM62 13V14H61ZM12 16H11V15ZM64 14L66 15V16H64ZM68 17V18H67ZM47 18V19H46ZM42 21V25H41V22H39L40 20ZM49 19V20H48ZM61 19V20H60ZM63 19V20H62ZM58 20H60V21H58ZM50 22V24H48L47 22ZM54 21H56L57 22V24H56V22H54ZM63 22V24H61L62 22ZM23 22H26V24H27V21H23ZM55 24H53V23ZM59 22V23H58ZM61 22V23H60ZM44 23H47V25H45ZM69 23L71 24V25H69ZM123 24H124V26L125 27H127L128 29H127V31H129L130 32V37L132 36V34L134 35L133 37L134 38H132V41H131V38H130V42H131V45H133V44H135V45H133V47H135V46H137V45H140V46H137L138 48H136V49H139V48H141V49H145V46H146V44L148 43V45H149V43H150V48L151 49H153V47H152V42L150 41V40H147V38H143V36L144 35H141L140 36V33H138V31H137V29H136V27L134 26V25H132V24H128L126 21H123L122 22ZM60 24V25H59ZM57 25V26H56ZM61 25L63 26V27H61ZM130 25V27H128ZM59 26V27H58ZM64 26H65V28H64ZM71 26H73V27H71ZM205 26H206V30H205ZM70 27V28H69ZM201 27V28H200ZM229 27V28H228ZM230 27H231V25L229 26V25H227L225 28H224V30L226 31H229V29H230ZM48 28V30H46V32L44 31L45 29H47ZM61 28V29H60ZM62 28H63V31H62ZM131 28V29H130ZM197 28V29H196ZM228 28V29H227ZM42 29H43V31H42ZM57 29H58V31L59 32H57ZM66 29V30H65ZM132 29H134V31H136V33H133L132 32ZM205 31H204V30ZM67 31L66 33H65V31ZM69 30H70V32H69ZM131 30V31H130ZM193 30L194 31H196V32H193ZM207 30L209 31V33H210V35L212 34L211 32H212V30L210 31V29H209V26H208V24L206 25V24H204L203 26H195L194 28H191V30H190V34H194L195 33V35L194 36H197L199 39H200V37L198 36L199 34H201L200 36L202 37L201 39L202 40H204L205 41V35H207V34H209V33H207ZM61 31V32H60ZM192 31V32H191ZM41 32H44L43 34L45 35H42V33ZM64 32V33H63ZM73 32V35L72 34H70V33H72ZM85 32V31H84ZM200 32V33H199ZM202 32H203V34H202ZM47 33V34H46ZM59 33V34H58ZM199 33V34H198ZM3 34V33H2ZM62 34H65L64 35V37L63 36H61ZM68 34V35H67ZM135 34H137V35H135ZM138 34H139V36H138ZM42 35V36H41ZM203 35V36H202ZM213 35V34H212ZM3 36V38H4V40H2L3 38L1 37V35H0V38H2V39H0V44H2V47H3V50L5 51V49H6V47L8 48V46L6 45L7 44V38H8V36H7V34H5V35H2ZM89 36V37H88ZM214 36V35H213ZM47 37V38H46ZM61 37V38H60ZM63 37V38H62ZM66 37V38H65ZM69 39H68V38ZM84 37H88V39H89V41L87 42V43H85V45H83L84 43H83V38ZM139 37V38H138ZM65 38V40L64 41H62L63 42V44H62V42H61V40L62 39H64ZM136 38H137V40H136ZM141 38V39H140ZM133 39H134V42H133ZM140 39V40H139ZM144 39H146L147 41H143ZM58 40H59V42H58ZM94 40V41H93ZM71 41V42H70ZM135 41H137V42H135ZM140 41H141V44H139L140 43ZM143 41V42H142ZM149 41V42H148ZM60 42H61V44H60ZM94 42V43H93ZM145 42H147V43H145ZM6 43V44H5ZM136 43H137V45H136ZM144 43V44H143ZM62 45V46H60V45ZM67 46H66V45ZM71 44L73 45V46H71ZM86 44H88L87 46H86ZM99 45L98 46V48L100 49L101 48V50L102 49H105V52L102 50H98V49H95V48H97V46L96 45ZM144 45L143 47L141 46V45ZM5 45H6V47H5ZM58 45V46H57ZM69 45V46H68ZM101 45V46H100ZM105 45H107V46H105ZM147 45V47H146V49L147 48H149V46ZM206 45V43L204 44V46ZM80 46H81V48H80ZM83 46H84V49H83ZM96 46V47H95ZM103 46V47H102ZM208 45H206L205 46V48H211V50H212V47L214 48L213 50H216L215 48H216V45H213V46H208ZM64 48V51H63V48ZM94 48V50H97L98 52H96V51H94V53H95V55H94V53H93V48ZM104 47H106V48H104ZM61 48V49H60ZM77 48V49H76ZM108 48H110V50L108 49ZM82 49V50H81ZM90 49H92V51L90 50ZM112 49V50H111ZM76 50V52L75 53H73L74 51ZM79 52H78V51ZM107 50V51H106ZM110 52H109V51ZM123 50V51H122ZM127 50V51H126ZM203 50H205V49H203ZM71 51H72V53H71ZM113 51H115V52H113ZM83 52V53H82ZM100 52V53H99ZM113 52V53H112ZM127 52V53H126ZM69 53V54H68ZM80 53H82V54H80ZM119 53L121 54L122 53V56L124 55V53H125V57L123 56V61H122V57H121V55H120V57L119 56H117V55H119ZM90 54V55H91ZM96 54H97V56H96ZM103 54H105L104 56H102ZM99 56L102 58H99ZM161 56V55H160ZM228 56V55H227ZM0 57H2L1 55H0ZM105 57V58H104ZM118 57V58H117ZM163 57L164 56H161V58L160 59H163ZM6 58V57H5ZM98 58L100 59V60H98ZM94 59V60H93ZM98 61H97V60ZM205 60H207V62L209 63H207ZM101 61H102V63H101ZM97 62L98 63H100V66H98L97 65ZM124 64H123V63ZM202 63H204L203 65V67H204V69L202 68ZM101 64H103V65H101ZM199 64V65H198ZM201 64V65H200ZM205 64H207V65H205ZM211 64H213L214 65V67L213 68H211L213 65H211ZM245 64V63H244ZM247 64H248V66H247ZM246 64V66L245 67H247V69L249 70V72H253L252 74L251 73H249L250 74V76H252L254 79H253V81H255V77L256 78H258L259 77V79H256L257 81H255V82H257V84H262V81H263V86H264V79H262L261 80V76H260V73L259 72H257V70L255 71L254 70V68L252 69V68H250V64L249 63H247ZM121 65H122V67H121ZM129 65V66H128ZM133 65L135 66V68L133 67ZM120 66V67H119ZM209 68H211V69H209V70H207V68L208 67ZM258 66V65H257ZM256 66V67H257ZM118 67H119V69H118ZM125 67H128V68H126V72H125V70H123V68L125 69ZM194 68V70H193V68ZM244 67V68H245ZM117 68V69H116ZM206 68V69H205ZM258 68V67H257ZM123 71H122V70ZM131 69V70H130ZM136 69H137V71H136ZM197 69V70H196ZM199 69V70H198ZM201 69V70H200ZM128 70H129V72H131V74H126V73H128ZM141 71V72H140ZM198 71H199V73L200 74H198V75H196L197 73H198ZM210 71V72H209ZM206 72H207V74H209V75H207V77H208V79H207V77H206ZM255 72V73H254ZM112 72H110V74H111ZM139 73L141 74V75H139ZM259 73V74H258ZM110 74L108 73L106 76L108 77V75H109V77H110V79H111V76H110ZM193 74H194V72H193ZM205 74V75H204ZM125 75L127 76V77H125ZM131 75V76H130ZM172 75V74H171ZM200 75H201V77H200ZM142 76V77H141ZM143 76L145 77V80H144V78H143ZM255 76V77H254ZM106 77V78H107ZM108 77V78H109ZM200 77V78H199ZM213 79H212V78ZM252 77H251V80H252ZM201 78H203L204 79V83H203V81L201 80ZM214 78H215V83H214ZM140 79H142V80H140ZM201 80V84H200V80ZM206 79V80H205ZM217 79V80H216ZM135 80V81H134ZM148 80V81H147ZM208 80L210 81V80H213V81H211V83H209L208 82ZM123 81V82H122ZM139 81L141 82L142 81V83H139ZM145 81V82H144ZM260 81V82H259ZM126 82V83H125ZM133 82V83H132ZM147 82H149L148 84H144V85H142L143 83H147ZM259 82V83H258ZM203 83V84H202ZM135 84V85H134ZM136 84L138 85L137 86V88L135 87L136 86ZM140 84V85H139ZM207 84H209V86H207ZM221 84H223L222 82H221ZM131 85V86H130ZM142 85V86H141ZM147 85V86H146ZM204 85H206V87L204 86ZM215 85L217 86V87H222L221 88V90H220V87L217 89V87L215 88ZM123 86V87H122ZM124 86L126 87V89H124ZM134 86V87H133ZM146 86V87H145ZM199 86V87H198ZM212 86V87H211ZM131 87H132V89H131ZM198 87V88H197ZM201 87L203 88V87H205V89L203 88L202 90V93L200 92L201 91ZM210 87H211V89H210ZM145 88V89H144ZM193 88V89H192ZM34 88H32L30 91H26V92H28V95H26V92H25V94H22V96L24 95V96H26V97H33V96H36V89L35 90H33ZM142 89H144V90H146L145 91V93H149L150 95H148V94H145L144 93V91L142 90ZM197 89H199L198 91L200 92H197ZM207 89V90H206ZM209 89V90H208ZM212 89H213V93L211 92L212 91ZM223 89H225V91H224V93L226 92V94H223ZM135 90L137 91V90H141L140 92H141V94H142V92H143V98L141 97L142 95L140 94V92L139 91H137V92H135ZM193 90V91H192ZM206 90V92H204ZM211 90V91H210ZM32 91V92H31ZM33 91H34V93L35 94H33ZM150 91V92H149ZM154 93H153V92ZM195 91V92H194ZM207 91H209V92H211V95L214 97H212L211 95H210V93L208 92L207 93ZM214 91H215V93L216 92H219V93H216L217 94V96H218V98H219V94L221 95V101L217 98V100L215 99L216 98V95H215V93H214ZM20 92H22V91H20V90H18V93H20ZM139 92V94H137ZM192 92H194V93H192ZM204 92V93H203ZM23 93V92H22ZM207 94V96H206V94ZM144 94H145V98H144ZM155 94V95H154ZM203 94H204V96H203ZM214 94V95H213ZM146 95H147V97H146ZM198 95H200V96H198ZM138 96L140 97V99L138 98ZM199 98H198V97ZM202 96V97H201ZM157 97V98H156ZM191 97H190V99H191ZM197 99H196V98ZM205 97L207 98V100H206V103H205ZM226 98V101H225V103H223L224 102V99L223 98ZM228 97H229V101H228ZM37 98L41 101L42 99L40 98V97H38L37 96ZM149 98H153V100L152 101H150V99ZM156 98V99H155ZM162 98V99H161ZM194 98H195V100H194ZM204 98V102H203V99ZM149 99V100H148ZM158 99H159V102H158ZM212 99H213V104H212ZM50 100H52V101H50ZM64 100H66V101H63V100H61V102L60 101H58V102H60V103H58L57 102V100H54V98H52V99H49V100H47V101H44L43 103H41V105H40V103H34V102H32L33 100H31V102L29 101L28 102V104L27 103H23L22 104V101H21V99H18V102H16L17 104H18V106H16L15 104H13V103H10V104H8L7 106L6 105H3V108H2V104H0V109L4 112V108H5V112H4V114L7 112V116L6 115H3V112L0 110V116L2 115V116H4V118H2V116L0 117V125L2 124L1 122H3L4 123V126L3 127H1L0 126V137H1V141H0V145H1V142L3 141V140H5V138H4V136L3 135H6V134H9V131L10 132H12L11 134H13L14 133V130H15V133H17V134H15V135H13V137H10V135H8L9 137H8V140H9V142L13 139V138H15L16 136H18V138L19 137H21V138H23L24 137V133L27 131L26 129H29V130H31V131H27L26 133L29 135V136H27V134H25V136H27V139H29L28 140V142H27V139H25V137H24V143H23V140L21 139V138H19V140H21L20 142H19V140H18V143H17V141L15 140V139H17V137L15 138V139H13V141L15 140L16 141V144L13 142V143H4L3 142V146L1 147L0 146V160H2V163L4 162V161H6V163H5V166H4V164H2L1 163V161H0V163L4 166V168H3V166H0L1 168V170H3V169H6L7 167H9V165L11 166L12 164H14V166L12 167L11 166V170L10 169H6L5 170V173H4V170H3V173H2V171L0 172V191L3 193H1L0 194V196H1V198L0 199H2V203H1V207H0V213H2L3 211V214L6 212V214H2V216H1V214H0V228L1 227H3V226H7V224L8 225H11V227L9 226V228H10V231H9V233H8V237H9V240H12V241H10L11 243L13 242H15L16 243V241H17V239H15V238H18L19 240H18V243H19V245L16 243H14L15 245H16V247L17 248H19L20 246V248H19V253H24L23 255H26V257L28 258L29 257V259H31V258H33V263L34 264H37V262L39 261L38 259H40L41 258V260L38 262L39 264H45L44 262H45V260L47 259L48 261L49 260H51V261H49V263H48V261L46 260V264H50V263H53V264H56V262H58V260H61L64 256L62 255L63 253H66V251H65V248H69L70 247V242L69 241H71V235H72V229H70L71 227L70 226H73V224H77V216H76V213L75 212H78V211H80V212H82V213H84V210H85V213L88 215V217L89 218H87L86 219V222H87V226L92 222V220L94 219V218H100V216L99 217H96V212H97V216H98V214H99V212H100V214L101 213H103V211H101V210H98L97 208H93V210H91L92 209V206H90V205H88L87 203H84V204H82V201H80V198H79V189L83 186V188H88V186H89V184H90V186H92V187H94V185L96 184V182H94L95 180H96V178H93L94 176H96V174L95 173H93L92 172V164L91 163H89V160L90 159H88L90 156H87L89 153V155H91L92 153H94V152H92L93 150H90L91 148L93 149V147H94V140H96V137L97 138H99L100 137V135L101 136H103V135H106L105 133H104V131L105 132H108L107 133V135H110V131H112V129H111V126L109 125V124H107V122L106 121H100V124H98L99 122H98V119L96 120V118H92V119H87V120H84L83 121V125L81 126V128H80V130L78 129L77 130V133H78V136H77V138H75V140H74V142H72V144H70L69 142H67L66 143V145H67V147H69V148H67L66 147V145L64 144V142H66L67 140H65V138H63L62 139V136L60 135V133H59V131H57L56 130V132H55V128H59L60 127V122L61 123H63V121H65L66 119H68L69 117L67 116L68 115V113L70 112V110L73 108V100H71V98L69 97H67L66 99H64ZM72 102H71V101ZM150 101V102H148V101ZM198 100H199V107H198V105L196 104V101H197V103H198ZM50 101V102H49ZM55 101V102H54ZM63 101V102H62ZM223 101V102H222ZM46 102V103H45ZM47 102H48V104H47ZM70 102H71V105H70V107H69V104H70ZM147 102V103H146ZM162 102L164 103V105L162 104ZM201 102L203 103V107H201L202 106V104H201ZM220 102V103H219ZM227 102V103H226ZM155 103V104H156ZM159 103V104H158ZM204 103H205V105H204ZM209 103V104H208ZM223 103V104H222ZM35 104V105H34ZM39 104V105H38ZM43 104V105H42ZM45 104V105H44ZM169 104H171L170 106H169ZM176 104V105H175ZM24 105H25V107H24ZM48 105V106H47ZM196 105V106H195ZM210 105V106H209ZM222 105V106H221ZM34 106V107H33ZM35 106H36V108H35ZM72 106V107H71ZM154 106H156V107H154ZM206 106H208V107H206ZM164 107H165V110H164ZM167 107V108H166ZM172 107V108H171ZM198 107V108H197ZM213 107V108H212ZM215 107H216V109H215ZM223 107V108H224ZM170 108H171V110L172 111H170ZM202 109V110H200V109ZM207 108H208V110H207ZM211 108V110L209 111V109ZM34 109V110H33ZM173 109H174V111H173ZM199 109V110H198ZM6 110H8V111H6ZM11 110V111H10ZM17 110V111H16ZM26 110V111H25ZM37 110V111H36ZM39 110V111H38ZM176 110V111H175ZM197 110H198V112H197ZM251 111V109H247V115H249L248 114V112H250ZM262 110L264 111V107H262ZM12 111H13V114L15 115H11V113H12ZM20 113H19V112ZM23 111H24V113H25V115H24V113H23ZM27 111H29V113L27 112ZM169 111V112H168ZM202 111V112H201ZM258 111H260L261 112V109H259V110H257V111H251V113H253L252 114V118L253 117H258L259 116V118H253L255 121L257 120V124H258V129L260 128V132H262V129L261 128H263V130H264V127L262 126V125H264V115H263V117H262V112L260 113L259 112V115H258ZM8 112H9V114H10V116H9V114H8ZM16 112V113H15ZM34 112H36V113H34ZM71 112H72V110H71ZM165 112H166V114H165ZM173 112V113H172ZM178 112V113H177ZM194 112V113H193ZM196 112V113H195ZM202 114H201V113ZM208 112H210V114H208ZM212 112H213V114H212ZM17 113H18V116H17ZM28 113V114H27ZM33 113V114H32ZM38 113V114H37ZM118 113V114H117ZM160 113V114H161ZM175 113H177L176 115H174ZM186 113V114H185ZM197 113H199L200 114V116L201 117H204V118H201V117H199V114H197ZM205 113V114H204ZM21 114V115H20ZM36 114V115H35ZM116 115H114V118H112L111 119V125H112V123H113V126H114V124H115V122L117 121V119L120 117L119 115V112H116L115 113ZM184 114V115H183ZM204 114V115H203ZM213 116H212V115ZM263 114H264V112H263ZM32 115H34V116H32ZM70 115H71V113H70ZM181 115V116H180ZM193 115V116H192ZM215 115V116H214ZM254 115V116H253ZM24 116H25V118H26V121H25V119H24ZM30 116V117H29ZM66 116H67V118H66ZM117 116H119V117H117ZM165 116V117H166ZM187 116V120H186V117ZM19 117H20V120H19ZM31 117H33L32 119H31ZM35 117H36V119H35ZM116 117V118H115ZM174 117H175V119H174ZM177 117V118H176ZM179 117V118H178ZM181 117V118H180ZM188 117H190V119L188 118ZM197 119H195V118ZM248 117H250V116H248ZM261 117H262V119H261ZM28 118V119H27ZM66 118V119H65ZM169 118V119H170ZM214 119V120H212V119ZM177 119V120H176ZM180 119V120H179ZM198 119L200 120V121H198ZM243 119L244 120H246L247 121V118L246 117H243ZM260 119H261V121L262 122H260ZM3 120V121H2ZM9 120V121H8ZM88 120L90 121V122H88ZM96 121V122H94V121ZM114 120V122H112ZM190 120L192 121V122H190ZM196 120V121H195ZM10 121L12 122H16V123H18V122H21L22 124H20V123H18V125L15 123L14 125L16 126V127H14V125H12L13 124V122L10 124L12 127H11V129L13 130H9V129H7L6 127H8L9 128V125H7L6 126V124H7V122L8 123H10ZM214 121V122H215ZM259 121V122H258ZM91 123H95V126L92 124L91 125ZM105 123V124H104ZM216 123V122H215ZM215 123H213L214 125H215ZM261 123V124H260ZM19 124L21 125V126H19ZM59 124V125H58ZM86 124L88 125V127L86 126ZM96 125H98V128L96 127ZM99 125H100V127H99ZM6 126V127H5ZM18 126H19V128H18ZM27 126V127H26ZM28 126H30V128H28ZM58 126V127H57ZM93 126L95 127V129L93 128ZM104 127V131H101V130H103V128L102 127ZM262 126V127H261ZM14 127V128H13ZM21 127V128H20ZM26 127V128H25ZM109 128V130H108V128ZM90 128V129H89ZM91 128H93L94 130H92ZM96 128L98 129V130H96ZM3 131H7L8 130V132L6 133V132H3ZM22 131H21V130ZM106 129V130H105ZM34 131V133H35V135H33V131ZM94 132H97L98 134H96V136H95V132L94 133H92V131ZM99 130H100V132H99ZM19 131L22 133H19ZM23 131H25L24 133H23ZM81 131V132H80ZM83 131H85V132H83ZM30 132H32V133H30ZM83 132V133H82ZM89 132H90V134H89ZM4 133V134H3ZM53 133H55V134H53ZM100 133H102V134H100ZM30 134H32L31 135V137H30ZM57 134V135H56ZM58 134H59V137H58ZM100 134V135H99ZM3 136V140H2V136ZM36 135H38L39 136V138L41 139V141L42 142H40V140H38L37 138H38V136H37V138H35L36 137ZM50 135H51V139H50ZM56 135V136H55ZM82 135V136H81ZM83 135H86L85 137L83 136ZM88 135V136H87ZM99 135V136H98ZM111 135H112V133H111ZM90 136V137H89ZM55 137V138H54ZM57 138H58V140H57ZM80 138V139H79ZM91 138L93 139V140H91ZM53 139V140H52ZM80 141H79V140ZM83 139V140H82ZM86 139H88V140H86ZM31 140V141H30ZM35 140H36V142H38V144H36V142H35ZM38 140V141H37ZM49 140V142H47ZM92 142H91V141ZM29 141H30V143H29ZM44 141V142H43ZM45 141H46V144H45ZM58 141H60L62 144H64V147L62 148V144L60 143V145H59V143H58ZM75 141H76V143H75ZM79 141V142H78ZM87 141V142H86ZM91 143H90V142ZM22 142V143H21ZM27 142V143H26ZM32 142V143H31ZM33 142H35V144H36V146H35V144L33 143ZM39 142H40V144H39ZM85 142V143H84ZM44 143V145L42 146V144ZM52 143V144H51ZM74 143V144H73ZM78 143V144H77ZM82 143H84V144H82ZM7 144V145H6ZM17 144H20L19 146L17 145ZM26 146H25V145ZM27 144H30V147H32L33 145H34V147H37V148H34L33 147V149L34 150H36V151H33V149H31V148H29V145H27ZM48 144V145H47ZM54 144H56V145H58V146H56L57 148H56V150L54 149V147H53V145ZM81 144V145H80ZM88 144V145H87ZM6 147H5V146ZM17 145V146H16ZM32 145V146H31ZM51 145H52V147H53V149H52V147H51ZM74 145V146H73ZM87 145V146H86ZM162 145V146H161ZM164 145V146H163ZM14 146H16L17 148H14ZM25 146V147H24ZM39 146V147H38ZM45 146H47V147H45ZM72 146H73V148H72ZM76 146V147H75ZM80 146H82L81 148H80ZM160 146L161 147H165V148H167L168 149V151H167V154L166 155H168L167 157L166 156H163L160 160H154V158H148L147 160H149L150 159V169H149V167H148V169L146 170V171H144V174L142 175V174H140V171H139V169L140 170H142L141 169V167L142 166H144L143 165V163L144 164H146L148 161L146 160H142L141 158H143L144 159V157H142V152L140 151V148H138V145L136 146V144H134L132 147H130V149H131V151H130V149H128V150H126V151H122L121 153H120V155L123 157V158H117L116 160H113L112 162H111V164L109 165L110 167H108L109 169H108V176L106 177V178H104L103 179V181H102V183H104L105 185H104V188H105V186H106V188H105V191H106V193L108 192V190H109V192H108V195L110 196H108L107 194H106V196H108L111 200H113V201H115L116 203H118V199L120 200V204H123V202H124V204H126V205H124V207H125V209H124V207H123V205L121 206V209L123 208V211L121 210L120 212H119V218H121L120 220H119V218H118V220H116L117 221V226H119V224H120V226L119 227H121L120 229V231H121V233H123V235L127 238V237H129V238H127V240H131L130 241V243L131 244H134V242H135V244H136V246L138 247V248H140V249H142V248H145V246H147L148 244L147 243H149V241L151 240V238H152V235H153V233H154V229H155V226L152 224V222H151V220H152V218H153V209H154V207H155V204L156 205H159L160 207H164V205H165V202L167 201L168 203H170V205L172 206V208H174L176 205H177V208L180 206L181 208L182 207H184V204H185V208L187 209V210H189V209H192V208H195V207H198V205H201L202 204V202L201 201H199V203H198V200H194L193 198H192V196H193V194H196L197 193V191H196V189H197V187L198 188H200V189H198V191L199 190H201V191H199V192H201V193H203L204 192V194H205V191H203L202 192V189L203 190H206V193H211L212 194V196H214V194H213V191H210V188H207V187H204L201 183H197L196 184V182H193L192 181V179H191V177L189 178V176H191V172H192V170L190 169V168H192V165H193V163H191V161H192V159L194 160V163H195V161H196V158L194 157V153H193V149H192V147L191 146H185V147H182L181 149H175V148H173L171 145H169V143L168 142H164V143H160ZM3 147H5L7 150H5V148H4V150H3ZM23 149H22V148ZM26 147L28 148L27 150L29 151L28 153H25V152H27V150H26ZM40 147L42 148V149H40ZM61 147V148H60ZM87 147H89L88 149H87ZM172 147V148H171ZM13 150H12V149ZM43 148H45V149H43ZM64 148H65V150H64ZM138 148V151H137V155H136V157H135V154H136V150H134V149H137ZM10 149V150H9ZM16 149V150H15ZM22 149V150H21ZM48 149V151L51 153V155H52V153L54 154H56V153H58V151H59V153L58 154H54L55 156H56V158H57V160L58 161H61V162H63L62 160H64L65 162L63 163V167H64V169L62 168V169H58L57 170V174H56V178L54 179V181H53V183L54 184H57V186H59V187H56V185H55V188L54 189H56V195H57V198H55L56 196H53L52 198H50L51 200V202L49 201V199H47V193L44 191V193H43V191H42V188L40 189L39 188V190L38 189H31V188H29L27 185H26V181H24V176H21V173H23L22 175H28L27 176V178L29 177V176H31V175H35L36 176V172H35V169L32 167V165L30 164V163H28L27 164V162H29V161H27L26 162V160H28V159H26V155H28V154H31V151H33L32 153H35V154H37V153H39V150H42V151H40V153H44L45 152V150H47ZM72 149V150H71ZM81 150V155L83 154V152H85L83 155L85 156V158L86 159H84V157L83 156H80V151H78V150ZM85 149H86V151H85ZM173 149V150H172ZM175 149V150H174ZM191 149V150H190ZM10 152H9V151ZM23 151V153H21V155L22 156H20L19 157V154H20V152H18V151ZM25 150V151H24ZM54 152H53V151ZM69 150L71 151V152H69ZM74 150V151H73ZM134 150V151H133ZM181 150V151H180ZM1 151H3V152H1ZM6 151H8L7 152V154H6ZM69 153H68V152ZM78 152L79 153V155H78V153H76V152ZM172 152V154H170L171 152ZM176 151H177V154H176ZM12 152V153H11ZM13 152H14V154H13ZM60 152H61V154H63L62 156H61V154H60ZM74 152H75V154H74ZM141 152V153H140ZM180 152V153H179ZM185 152H187V154L188 155H186V153ZM1 153H2V156H1ZM3 153H4V155L6 154V156H4L3 155ZM16 153V154H15ZM73 153V154H72ZM140 153V154H139ZM175 153V154H174ZM182 153V154H181ZM191 153V154H190ZM193 153V154H192ZM12 154V156L14 157L13 158V162H12V156H9V155H11ZM59 154H60V156H59ZM127 154V155H126ZM132 154H134L133 156H132ZM179 154H181V155H183V156H181V155H179ZM69 155L71 156V157H69ZM175 155V156H174ZM184 155H186V157L184 156ZM6 157L5 159H4V157ZM7 156H8V160H7ZM23 156L25 157V161H24V158H23ZM53 156V155H52ZM64 156V157H63ZM92 156V155H91ZM126 156V157H125ZM130 158H129V157ZM131 156H132V158H133V162H131L130 160H131ZM141 156V157H140ZM170 156H172L173 158H171ZM183 157L184 158V160H183V158L181 159V157ZM192 156H193V158H192ZM1 157H3V158H1ZM16 157V158H15ZM54 157V156H53ZM69 157V158H68ZM77 157V158H76ZM80 157H81V160H83V161H81L80 160ZM170 158V160H169V158ZM187 157H189V159H190V157H191V161L189 160V159H185V158H187ZM10 158H11V160H10ZM21 158V159H20ZM22 158H23V160H22ZM75 158H76V161H75ZM83 158V159H82ZM91 158V157H90ZM126 158V159H125ZM167 158V159H166ZM15 159V160H14ZM18 159V160H17ZM70 161H69V160ZM74 159V160H73ZM88 159V160H87ZM118 159H120V160H118ZM123 159H125V160H123ZM130 159V160H129ZM173 159V160H172ZM177 159V160H176ZM178 159L180 160L179 162H178ZM19 160H21V161H19ZM130 162V164H132V165H130L129 164V162ZM137 160H141V165H140V162L139 161H137ZM16 161H18V163L16 162ZM77 161H78V164L80 165V163H81V165H83L84 166V163H86V166H85V168L82 166L81 167V165H80V169H78V164H76L77 163ZM88 161V162H87ZM114 161L115 162H117V163H115L114 164ZM124 161L128 164V166H127V164L125 163L124 164ZM135 161H136V163H137V165L139 166H137L136 165V163H135ZM165 161H170L171 162V164H173L174 163V165H172L171 167H172V169H171V167H170V169L168 170V169H165L164 167H162L161 168V165H165ZM190 162V163H188V165H186V163L187 162ZM7 162H8V164H7ZM12 164H11V163ZM16 162V163H15ZM68 162V163H67ZM82 162H84L83 164H82ZM91 162V161H90ZM121 162V163H120ZM182 162H183V164H182ZM185 162V163H184ZM193 162V161H192ZM23 165H25V167L27 168V170L29 169L30 171H31V169H33L34 170V174H32L33 173V170L31 171L32 173L29 175V173H30V171L28 170H26V168L24 167V165L22 166L21 164ZM65 163H66V166H65ZM70 163V165H69V167H68V164ZM71 163H73V164H71ZM89 163V164H88ZM157 163V164H156ZM162 163V164H161ZM176 163H178V164H176ZM26 164L28 165V166H26ZM115 166H114V165ZM154 164V165H153ZM161 164V165H160ZM185 164V165H184ZM42 165H44V164H41V166ZM61 165H62V163H61ZM111 165H112V167H111ZM117 165V166H116ZM121 165V166H120ZM124 167H123V166ZM133 165H135V166H133ZM159 165V166H158ZM163 165V166H164ZM184 165V166H183ZM16 166V169L14 168ZM17 166H19L20 167V169L19 170H21L20 171V174L18 173V172H15V171H17ZM74 166H75V168L76 169H78L77 170V175H76V170H75V168H74ZM130 166H131V168H130ZM137 166V167H136ZM174 166V167H173ZM183 166V168H185V170H186V172L184 171V169L182 170L181 169V167ZM185 166H187V169L189 168V170H190V173H189V171L186 169V167ZM18 167V168H19ZM40 167V166H39ZM73 167V168H72ZM159 167H160V169H159ZM166 167V166H165ZM14 168V169H13ZM24 168V169H23ZM44 170L43 171V174L41 173V171H42V169ZM40 168V173H41V175H45L46 176V174H47V169L45 168L44 169V167H41ZM65 168H66V170H67V173H68V175H67V177H66V175H64V171L66 172V170H65ZM70 170H69V169ZM83 168V169H82ZM111 168L113 169V171L111 170ZM117 168V169H116ZM123 168V169H122ZM125 168H126V170H125ZM139 168V169H138ZM154 168H155V170H154ZM157 168V169H156ZM181 169L180 171L178 170V169ZM89 169V170H88ZM132 170V171H130V170ZM173 169H176L175 171L173 170ZM60 170H62V172L60 173ZM64 170V171H63ZM73 170V171H72ZM82 170V171H81ZM87 170L89 171V173H90V171H91V175L89 174V173H87ZM117 170V171H116ZM128 170V171H127ZM137 172H136V171ZM168 170V171H167ZM172 170V171H171ZM204 170V173H207V171H206V169L205 168H202V171ZM10 171H11V173H10ZM17 174H19L20 176H18V174H17V177H16V174L14 173V172ZM72 171V172H71ZM84 171V172H83ZM86 171V172H85ZM115 171V172H114ZM122 171V172H121ZM125 171V172H124ZM160 171V172H159ZM161 171H163V173L161 172ZM168 172V173H166V172ZM178 171L180 172V174L178 173ZM184 171V173H185V177H184V173H181V172H183ZM206 171V172H205ZM9 174H8V173ZM25 172H26V174H25ZM46 172V174H44ZM81 172V174H79ZM82 172H83V175H82ZM125 173V175H127V176H125L124 177V173ZM135 172H136V175H135ZM145 172H146V174H145ZM151 172V173H150ZM1 173H2V176H1ZM14 173V174H13ZM38 173V172H37ZM93 173V174H92ZM110 173H112L111 175H109ZM113 173H115V174H113ZM117 173H119V175H121L120 177H119V175L117 174ZM123 173V174H122ZM133 173H134V175H133ZM139 173V174H138ZM165 173V175H163V177H162V175L161 174H164ZM178 173V174H177ZM8 175V178H5L6 176H4V178H3V175ZM10 174H12V176H10L9 177V175ZM62 174H63V176H62ZM70 174V175H69ZM84 174H85V176H84ZM150 174V175H149ZM153 174V175H152ZM186 174L188 175V177L186 176ZM73 175V176H72ZM74 175H76V177H74ZM80 175V176H79ZM115 175V176H114ZM118 175V176H117ZM130 175V176H129ZM146 175V176H145ZM161 175V176H160ZM59 176V177H58ZM68 176H69V178L71 179V181H72V183H74V184H72L71 183V181L70 180H67V178H68ZM92 176V180H91V178H89V177H91ZM139 177V180H138V177ZM142 176V177H141ZM154 176H155V178H154ZM159 176V178H157ZM175 176V177H174ZM177 176V177H176ZM179 176V177H178ZM183 176V177H182ZM13 177V178H12ZM19 177V178H18ZM22 177V178H21ZM84 177V178H83ZM86 177V178H85ZM109 177H111V178H109ZM113 177V178H112ZM115 177H116V180H119L120 182H118V181H115ZM117 177H119V178H117ZM129 177V178H128ZM133 177V178H132ZM136 177V178H135ZM153 177V178H152ZM167 177V178H166ZM174 177V178H173ZM182 179H181V178ZM3 178V179H2ZM23 179V181H21L20 180V182H22L20 185L18 184V180L19 179ZM61 178H62V180H61ZM79 178V179H78ZM131 178V179H130ZM135 178V179H134ZM142 178V179H141ZM148 178V179H147ZM169 178L171 179V180H169ZM179 178H180V180L182 181L183 180V182H181L180 180H179ZM185 178V179H184ZM188 178H189V180H188ZM11 179V180H10ZM14 179V181L12 182V180ZM18 179V180H17ZM59 179V181H57ZM83 179V180H82ZM89 179V180H88ZM113 179V180H112ZM121 179V180H120ZM136 179H137V181H136ZM146 179V180H145ZM165 179V180H164ZM2 180H4V181H2ZM9 180H10V182H9ZM15 180H16V182H15ZM66 182H65V181ZM78 180L80 181L81 180V182H79L80 184H78L77 182H78ZM132 180V181H131ZM136 182H135V181ZM187 180H188V182H187ZM5 181L7 182L6 183V185H5ZM56 181V182H55ZM70 182V185L67 183V182ZM75 181H76V184H75ZM85 181V182H84ZM89 181V182H88ZM92 181V182H91ZM97 181V180H96ZM148 181V182H147ZM180 183H179V182ZM192 181V182H191ZM58 182L60 183V184H58ZM65 182V183H64ZM106 182V183H105ZM114 182V183H113ZM118 182V183H117ZM122 182H124L123 184H122ZM134 182V183H133ZM145 182V183H144ZM189 182H191L190 184H189ZM11 183V184H10ZM12 183H14V184H12ZM64 183V184H63ZM85 183V184H84ZM86 183H88L87 185V187H86ZM92 183L94 184V185H92ZM130 183V184H129ZM193 183V184H192ZM63 184V185H62ZM83 184V185H82ZM106 184H108L109 186H107ZM115 184V185H114ZM118 184H119V186H118ZM182 184H183V189H182ZM10 185H12L13 186V188H11L10 187ZM14 185H18V186H14ZM24 185V186H23ZM124 186V189H123V186ZM130 186V189H132V190H130L129 189V186ZM134 185V186H133ZM143 185V186H142ZM194 185H196V186H194ZM201 185V186H200ZM23 186V188H21ZM28 188H27V187ZM61 186H63V187H67L66 189L64 188V190L62 189V190H59V188L61 189V188H63V187H61ZM71 186V187H70ZM77 186L78 187V189H77V187L75 188V187ZM116 186V187H115ZM128 186V187H127ZM137 186V187H136ZM139 186H141V187H139ZM181 187V189H180V187ZM192 186V187H191ZM3 187H5L4 188V190L6 191V192H8V193H6V196H5V198H4V193H5V191L3 190ZM10 187V191H7V189ZM53 187H54V185H53ZM72 187H73V189H72ZM109 187V188H108ZM119 187V188H118ZM121 187V188H120ZM132 187V188H131ZM143 187V188H142ZM185 187V188H184ZM195 188V191H194V188ZM202 187V188H201ZM15 188V189H14ZM24 188H25V190H26V192L24 191ZM90 188V187H89ZM112 188H114V189H112ZM119 189V190H115V189ZM186 188H187V190H186ZM21 189V190H20ZM30 189H31V191H30ZM67 189H68V191H67ZM126 189H127V192H126ZM128 189H129V192H128ZM140 189V191H138V190ZM176 189L178 190L177 191V193L179 194V192L181 191L182 192V190H183V192H182V194L179 196L177 193H175L176 192ZM189 189V190H188ZM209 189V190H208ZM9 190V189H8ZM14 190V191H13ZM16 190V191H15ZM32 190H33V192H32ZM36 190H37V192H36ZM72 190V191H71ZM73 190H75V191H73ZM124 190V191H123ZM135 190V191H134ZM156 191V192H154V191ZM18 191H19V193H18ZM39 191V192H38ZM58 191V192H57ZM76 191H78L77 193H75ZM116 191V192H115ZM121 191V192H120ZM14 192H15V197H14ZM26 194L25 195V197H24V199H23V201H22V198H21V195H22V197H23V195H24V193ZM30 192V193H29ZM32 192V193H31ZM36 192V193H35ZM40 192H42V193H40ZM60 192V193H59ZM115 192V193H114ZM126 192V193H125ZM132 192H134V193H132ZM143 192V193H142ZM185 192H186V194H185ZM11 193V197H10V194ZM28 193H29V196H28ZM64 193H66V195L64 194ZM69 193H71V195H72V193H73V195L72 196H70L69 197ZM153 193V194H152ZM154 193H155V195H154ZM175 195H173V194ZM190 193H193V194H190ZM8 194V195H7ZM18 194H20V196H18V198H20V199H17V195ZM31 194V195H30ZM40 195V196H36V195ZM60 194V195H59ZM69 194V195H68ZM74 194H75V196H74ZM113 194H115V195H113ZM123 194L125 195L126 194V197L124 196V199H122V197H123ZM141 194V195H140ZM151 194H152V197H154V198H152L151 197ZM184 194H185V196L186 195H188L189 197H190V199H189V204L190 205H187L184 201H182V196H184ZM3 195V196H2ZM64 195H65V197H64ZM112 195V196H111ZM130 195H131V198H129L130 197ZM154 195V196H153ZM173 195V196H172ZM10 198H9V197ZM32 196V197H31ZM36 196V197H35ZM45 196V197H44ZM63 196V197H62ZM113 196L115 197V198H117V200L115 199V198H113ZM118 196V197H117ZM134 196H135V198H134ZM138 196H141V197H138ZM3 197V198H2ZM26 197L28 198V199H26ZM31 197V198H30ZM39 197H43L44 199H42V198H40L42 201H39ZM58 197H59V199H58ZM67 197V198H66ZM77 197H78V199H77ZM157 197H158V199H157ZM172 197H173V200H172ZM175 197V198H174ZM177 197V198H176ZM34 198V199H33ZM37 198V199H36ZM53 198H54V200H53ZM62 198H64V200H62ZM134 198V199H133ZM139 198H140V200H139ZM179 198H181V199H179ZM191 198H192V201H191ZM7 199V200H6ZM9 199V200H8ZM10 199H11V201H10ZM29 199H30V201H29ZM47 199V201H45ZM68 199V200H67ZM122 199V200H121ZM141 199H143V200H141ZM19 200V201H18ZM36 202H35V201ZM44 200V201H43ZM60 200V202H58ZM70 200V201H69ZM78 200V201H77ZM128 200H129V202H128ZM171 200L172 201H174V203L173 202H171ZM181 200V201H180ZM6 201V202H5ZM12 201H13V204H12ZM18 201V202H17ZM32 201H34L35 203H33ZM67 201V202H66ZM79 201H80V203H81V206L79 205L80 203H79ZM131 201H135V203L133 204V203H130ZM155 201H156V203H155ZM176 201H177V203L179 202V203H182L183 204V202H184V204H183V206H182V204H177L176 203ZM10 202H11V204H10ZM16 202L18 203V204H16ZM23 202V203H22ZM26 202V203H25ZM31 202H32V205H31ZM42 202H43V204H42ZM70 202H71V204H70ZM73 202H75V204L73 203ZM167 202H166V204H167ZM3 203H7L8 205H5V204H3ZM20 203V204H19ZM39 203V204H38ZM44 203H46L45 204V208H44ZM53 203L55 204V206L57 205V203H58V205L57 206H60V207H57L56 206V209H54L55 207L54 206H51V205H53ZM130 203V204H129ZM5 206H3V205ZM21 204H23V205H21ZM29 206H28V205ZM33 204H37L36 206L35 205H33ZM47 204H49V205H47ZM62 204H64L65 206L67 205H69V206H71V207H69L68 208V211H65L64 210V213H63V209L61 208V205ZM77 204V205H76ZM133 204V205H132ZM173 204H176L175 206H173ZM192 204V205H191ZM9 205L12 207V208H14V209H12L11 207H9ZM15 205V206H14ZM23 208H20V206ZM26 205V206H25ZM42 205V206H41ZM85 205V206H84ZM129 205V206H128ZM169 204H167V206H170ZM187 205V206H186ZM16 206H17V211L15 210V208H16ZM19 206V207H18ZM48 206V207H47ZM51 206V207H50ZM75 206H77L76 208H75ZM166 206V205H165ZM170 206V207H171ZM34 209H33V208ZM38 207H39V209H40V207H41V209H40V211H41V213H40V211H39V209H38ZM79 207V208H78ZM83 207H84V209H83ZM86 207V208H85ZM88 207H89V209H88ZM131 207V208H130ZM133 207H134V209H133ZM18 208L19 209H21V210H19V212H18ZM29 208L31 209V210H29ZM47 208H49L48 210H47ZM53 210V211H51V209ZM70 208H72V212H70ZM81 208V209H80ZM176 208V207H175ZM33 209V210H32ZM38 209V210H37ZM43 209V210H42ZM76 209V210H75ZM95 209V210H94ZM128 209H129V211H128ZM136 209V210H135ZM3 210V211H2ZM6 210V211H5ZM9 210L11 211L12 210V218L14 217L13 215H15L16 214V212L19 214V215H21L22 217V220H21V222L18 224V223H14V221L12 222V221H9V217L11 218V214H10V212H9ZM55 210V211H54ZM59 210V211H58ZM61 210V211H60ZM78 210V211H77ZM135 210V211H134ZM152 210V211H151ZM14 211H15V214H14ZM29 211V212H28ZM37 213V214H39V215H37V214H35V212ZM38 211V212H37ZM49 211H50V213L56 218L55 220L54 219H52V218H54V217H52V215L49 213ZM58 211V212H57ZM90 211V212H89ZM94 211V212H93ZM127 211V212H126ZM137 211H138V213H137ZM149 211H150V213H149ZM26 212V213H25ZM30 212H32V213H34V215L31 213L30 214ZM53 212H54V214H53ZM65 212L67 213V215L65 214ZM91 212H93L92 214H90ZM130 212V213H129ZM145 212V213H144ZM29 213V214H28ZM46 213H47V217H46ZM57 213V214H56ZM60 213V214H59ZM75 213V216L76 217H73V223L72 222H70V220L69 219H71V221H72V218H71V215L72 216H74L73 214ZM126 213V214H125ZM142 213V215H140ZM143 213H144V215H143ZM150 214V221H149V217H148V214ZM10 214V215H9ZM18 214H16V215H18ZM23 214V215H22ZM25 214V215H24ZM44 216V217H42V215ZM57 216H56V215ZM63 214V215H62ZM64 214H65V216H64ZM129 214V215H128ZM9 215V216H8ZM28 215H29V217H28ZM33 215V216H32ZM36 215V216H35ZM61 215V216H60ZM89 215H91V216H89ZM128 215V216H127ZM134 215V216H133ZM6 216H8L7 217V219L8 220H6ZM31 216H32V219L34 220V222L32 221V219H31ZM35 216V217H34ZM38 216V220L36 219V217ZM52 218H51V217ZM64 216V217H63ZM121 216V217H120ZM124 216H127V217H125V218H123ZM152 216V217H151ZM3 217H4V219H3ZM27 219H26V218ZM43 218V220L44 219H46L45 221L47 222L46 224H48L49 226H53L54 225V227H53V232L51 233V234H49V236H48V234H44L43 236H41L40 237V233H41V231L43 230V232H42V234L43 233H45L47 230L46 229H42L43 228V224L41 223V218ZM50 217V218H49ZM58 217V218H57ZM60 217H62V218H60ZM90 217H91V219H90ZM92 217H94L93 219H92ZM11 218V219H12ZM24 218V219H23ZM75 218H76V221H75ZM108 218V224H107V219ZM106 219L105 218H102V220L104 219V220H106V221H104V224L106 223V225L107 226H109V227H111V225L114 223V220L111 218H109V217H107ZM10 219V220H11ZM30 219V223H29V221H27L26 222V220H29ZM53 220V221H50V220ZM59 219H61V220H59ZM110 219V220H109ZM125 219V220H124ZM128 219V220H127ZM132 221H131V220ZM134 219V220H133ZM145 219V220H144ZM1 220H2V222H1ZM3 220H6V222L5 223H7V224H5L4 223V221ZM40 220V221H39ZM56 220H58L57 222H56ZM63 220V221H62ZM89 221V223H88V221ZM24 221V222H23ZM37 221V222H36ZM67 221H69V224H68V222ZM75 221V222H74ZM121 221V222H120ZM126 221V222H125ZM130 221V222H129ZM133 221H134V223H133ZM10 222H12V223H10ZM25 222H26V224H25ZM61 222V223H60ZM67 222V223H66ZM86 222H84L83 224H81V226L82 227H84L85 228V223ZM129 223L130 225V227L128 226V224H126V226H124V224L125 223ZM1 223L3 224V226L1 225ZM33 225V227H29V225ZM40 223L42 224L41 225V227H40ZM50 223H52L51 225H50ZM65 223V226L63 225ZM72 223V224H71ZM109 223H110V225H109ZM112 223V224H111ZM122 223H123V225H122ZM135 223L137 224V225H135ZM20 224H21V226H20ZM34 224L36 225V226H34ZM132 224V225H131ZM140 224V225H139ZM26 225V226H25ZM56 225V226H55ZM62 225H63V227H62ZM105 225V226H106ZM114 225V224H113ZM112 225V226H113ZM138 225H139V227H138ZM39 226V227H38ZM57 226H59V227H57ZM67 226L69 227V228H67ZM144 226V228H142ZM154 226V227H153ZM13 227V228H12ZM14 227H16V229H14ZM19 227V228H18ZM22 227H25V228H23V230H22ZM26 227H28V229L30 228V230L32 229V228H34L33 230H31V232H30V234H31V236H29V231H27L28 229L26 228ZM131 227H132V229H131ZM134 227V228H133ZM41 230H39V229ZM56 228H57V230L59 231L60 229V231H59V234H58V231L56 230ZM65 228H67V229H65ZM88 230H90L89 229V227H86ZM108 228V227H107ZM135 228H136V230H135ZM141 228V229H140ZM151 228H153V230H151ZM55 229V230H54ZM127 229V230H126ZM129 229L131 230V231H129ZM141 231H140V230ZM17 230H18V232H17ZM68 230V231H67ZM122 230H123V232H122ZM138 230L140 231V233H142L143 231V233H142V235H140L141 237H140V241H139V236H138V239H137V234H139V232H138ZM146 230V231H145ZM11 231H12V233H11ZM14 231H15V234H14ZM24 231V232H23ZM26 231V232H25ZM36 231V232H35ZM64 231V232H63ZM67 231V232H66ZM70 231V232H69ZM124 231H128L127 233L126 232H124ZM137 231V232H136ZM148 231H153V232H148ZM23 232V233H22ZM33 232V233H32ZM35 232V233H34ZM60 232H63L64 234H60ZM133 232V236L132 235H130L131 233ZM48 233V232H47ZM60 236H57V234ZM69 233V234H68ZM149 233V234H148ZM11 236H10V235ZM14 234V235H13ZM38 236H37V235ZM71 234V235H70ZM125 234H127V236L125 235ZM35 235V236H34ZM51 235H52V238H54L55 237V239H54V242H53V240L52 239H50L51 238ZM62 235H64L65 236V239H66V241H65V239H64V236H62ZM69 235V236H68ZM135 235H136V238H135ZM144 235V236H143ZM148 235V236H147ZM23 236V237H22ZM49 238V240L47 241L46 240V238L47 237ZM68 236V237H67ZM151 236V237H150ZM15 237V238H14ZM28 237V238H27ZM29 237H31L32 238V240H34V241H32L31 240V238L29 239ZM42 237L44 238L43 239V241H42ZM57 237H58V240H56L57 239ZM63 237V238H62ZM70 237V238H69ZM11 238V239H10ZM24 238H25V240H24ZM37 238H38V240H39V238H40V240H39V242H38V240H37ZM135 239V241L134 240H132V239ZM14 239V240H13ZM21 239V240H20ZM23 239V240H22ZM29 239V240H28ZM62 241H61V240ZM148 239V240H147ZM150 239V240H149ZM31 240V241H30ZM37 240V241H36ZM46 240V241H45ZM20 241V242H19ZM27 241H28V243L30 242V245H31V250H30V245H28L27 244ZM37 242V244L36 243H33V242ZM55 241H60V243L62 244H65V245H67V246H64V245H62L64 248H63V251H65V252H63V251H61V250H59V249H61V244H59V245H56V242ZM65 241V242H64ZM68 241V242H67ZM137 241V242H136ZM139 241V242H138ZM145 241H147V242H145ZM24 242V243H23ZM47 242V244L45 245V243ZM49 242V243H48ZM53 242V243H52ZM58 242H57V244H58ZM42 243H43V245H42ZM27 244V245H26ZM33 244V245H32ZM72 243V241H71V249L73 250V248L75 247V245L76 244H73ZM146 244V245H145ZM26 245V246H25ZM39 245H41V247L39 246ZM19 246V247H18ZM23 246H25L24 247V249H26V250H24L23 249ZM28 246V247H27ZM55 246V247H54ZM74 246V247H73ZM249 246H251V244L249 245ZM34 247H35V249L38 251V250H41V251H38L39 253H37V254H35L34 253ZM43 247H44V249H43ZM49 249V253H50V251H52V253H53V256H51L50 254H48V252H47V248ZM53 247H54V250H53ZM58 247H60L59 249H57ZM28 248V249H27ZM41 248V249H40ZM50 248H52V249H50ZM66 249L67 250V253H68V251H71V249L69 248V249ZM23 249V250H22ZM55 249H56V251H55ZM28 250V251H27ZM42 250H45V253L43 252L42 253ZM23 251V252H22ZM33 251V252H32ZM55 251V252H54ZM61 251V252H60ZM83 251V250H82ZM88 252V250H85L84 252L85 253H87ZM25 252H27V254L25 253ZM29 252V253H28ZM36 252V251H35ZM59 252V253H58ZM82 253V255L83 254H85V253ZM122 252H123V250H122ZM32 253H34L36 256L35 257H30V255H33L34 256V254H32ZM47 253V255H45ZM54 253H58L57 255H55ZM60 253H61V259H60V257H59V255H60ZM66 253V254H67ZM38 254H40L39 256H37ZM94 254V253H93ZM28 255V256H27ZM42 255V256H41ZM80 255H81V252H80ZM86 255V254H85ZM127 255V254H126ZM45 256V257H44ZM49 256H51L52 257V259H49V258H51V257H49ZM66 256H68V255H66ZM258 256H260V258L262 257H264V247H262V248H260V250L258 249ZM42 257H44V258H42ZM57 257V259H55ZM216 258V256H214V255H211V256H209L208 257V259H212L213 258V260H215V258ZM54 258V259H53ZM28 259V260H29ZM36 259L38 260L37 262H34V261H36ZM45 259V260H44ZM7 259H5V258H3V264L6 262V263H8V261H6ZM114 260V261H113ZM41 261H44V262H42L41 263ZM54 261H55V263H54ZM30 262H32V259L31 260H29V264H33V263H30ZM113 262V263H112ZM0 263H1V261H0ZM5 263V264H6ZM115 263H117V261H116V259H111L109 262H107V264H115ZM136 264L135 262H132V264ZM2 264V263H1ZM119 264V263H118ZM248 264H250V263H248Z\"/></svg>",
  "mask_w": 264,
  "mask_h": 264
}]
</instances>
